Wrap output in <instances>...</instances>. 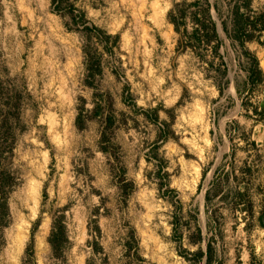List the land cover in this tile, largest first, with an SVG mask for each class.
Instances as JSON below:
<instances>
[{"label": "rangeland", "instance_id": "obj_1", "mask_svg": "<svg viewBox=\"0 0 264 264\" xmlns=\"http://www.w3.org/2000/svg\"><path fill=\"white\" fill-rule=\"evenodd\" d=\"M183 1L0 0V264H31L30 244L34 264H124L131 232L144 264H264V33L246 44L260 75L231 39L233 8L264 0H208L221 60L177 46Z\"/></svg>", "mask_w": 264, "mask_h": 264}, {"label": "trees", "instance_id": "obj_2", "mask_svg": "<svg viewBox=\"0 0 264 264\" xmlns=\"http://www.w3.org/2000/svg\"><path fill=\"white\" fill-rule=\"evenodd\" d=\"M186 1L175 4L167 15V20L172 25L173 30L178 37L177 46L180 47L182 52L190 51L194 55L201 58L203 57L200 56L199 53L210 52L221 60L219 50L222 47V43L217 33L216 24L211 18V6L208 0H190L189 3ZM245 8L249 10V4ZM232 18L234 30L233 38L231 39L236 41L240 49L243 50L246 55L250 56L251 59H253L254 70L251 72L252 74L250 73V75H260V71L257 69V61L252 55H250L248 51H246V44L254 41L260 42V36L264 33V9L251 17L243 14L239 6H235L232 10ZM221 25L226 38H230V35L226 29L225 22L222 21ZM84 29L88 33H94L96 39H99L100 41L104 39L105 46H107V43H111V45H113L114 47L117 46L119 40L118 36H110L95 27H85ZM84 55H87V53H85ZM221 63L224 66L222 61ZM91 67L96 69L95 73L97 75L101 74V68L98 62H92ZM90 75V77L94 76L92 72ZM225 75L226 70L224 69L223 77H225ZM218 91L219 94H222V91L219 88ZM151 113L154 117L153 121L157 122V111L153 110L151 111ZM81 115L82 114L80 111L75 120V127L78 130H81L84 127V124H82L83 121H81ZM3 136V131L0 129V138L5 139V137ZM9 152L11 153V148L9 149ZM1 154L2 152L0 151V155ZM1 166L2 165L0 162V222L3 220V218H8L7 198L12 189L11 186L14 183L13 176L9 172L3 170ZM5 224L6 222H4V225ZM89 234L93 239L92 246H90L92 252H102V248L98 242L100 238V229L96 224L94 232L91 233L89 231ZM129 238L130 242L128 240V242L126 243L125 250V254L128 260L124 264H144L146 261L139 255L138 241L136 240L133 232L130 233ZM47 242L52 251V254L55 257H61L64 252L65 246L68 245V239L65 233V226L60 220L52 221ZM198 256L200 257L202 256V254H198ZM26 257L31 261V264H34L33 248L31 244L26 249ZM104 261V264H108L106 260Z\"/></svg>", "mask_w": 264, "mask_h": 264}, {"label": "water", "instance_id": "obj_3", "mask_svg": "<svg viewBox=\"0 0 264 264\" xmlns=\"http://www.w3.org/2000/svg\"><path fill=\"white\" fill-rule=\"evenodd\" d=\"M262 223H263V225H264V217L262 218Z\"/></svg>", "mask_w": 264, "mask_h": 264}]
</instances>
